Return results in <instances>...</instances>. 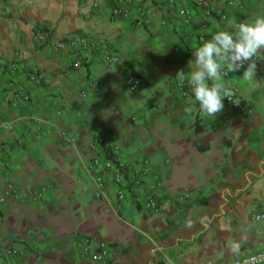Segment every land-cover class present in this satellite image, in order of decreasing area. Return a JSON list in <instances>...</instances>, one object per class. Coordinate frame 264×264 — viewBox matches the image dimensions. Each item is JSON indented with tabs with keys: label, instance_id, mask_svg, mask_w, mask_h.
Returning <instances> with one entry per match:
<instances>
[{
	"label": "crops",
	"instance_id": "obj_1",
	"mask_svg": "<svg viewBox=\"0 0 264 264\" xmlns=\"http://www.w3.org/2000/svg\"><path fill=\"white\" fill-rule=\"evenodd\" d=\"M208 1L223 20L194 0H143L141 15L131 6L118 17L109 0H0V192L11 188L0 203V264H227L230 242L245 241L240 256L264 243V216L255 219L264 215V59L254 58V90L240 79L246 65L226 78L250 114L188 112L192 97L175 85L199 45L232 31L228 20L264 15V0ZM67 39L81 45L53 46ZM102 51L119 63H103ZM131 76L141 79L134 91ZM113 146L127 173L146 169L133 187L123 178L121 200L110 173L91 166ZM97 175L105 197H95ZM99 242L103 263L93 259Z\"/></svg>",
	"mask_w": 264,
	"mask_h": 264
},
{
	"label": "clouds",
	"instance_id": "obj_2",
	"mask_svg": "<svg viewBox=\"0 0 264 264\" xmlns=\"http://www.w3.org/2000/svg\"><path fill=\"white\" fill-rule=\"evenodd\" d=\"M227 27L232 31L218 30L192 53L194 59L190 70H178L176 78L183 83L187 80L194 99H189L186 111L199 110L205 116L215 118L224 110V99L234 97L236 89L225 77L230 72L244 67L240 78L248 90L259 86L257 80V60L264 59V15L249 21L228 20ZM189 227L192 223L189 222ZM206 226V225H205ZM243 240L229 243L228 251L235 257L241 254ZM236 264H264V254L251 255Z\"/></svg>",
	"mask_w": 264,
	"mask_h": 264
},
{
	"label": "built area",
	"instance_id": "obj_3",
	"mask_svg": "<svg viewBox=\"0 0 264 264\" xmlns=\"http://www.w3.org/2000/svg\"><path fill=\"white\" fill-rule=\"evenodd\" d=\"M156 2H166L167 4H173L175 2H177V0H155ZM244 0H237L236 2L233 1H229L226 2V5L228 6H242V2ZM143 2V0H113V6L111 8V16L112 17H118V16H126L128 9L131 6L135 7V12H138L139 15H141V10L139 8V5ZM195 4L197 7L201 8L202 11L204 12L205 16H209V15H213L216 18H219L220 20H223L225 18L223 12L221 11V8L216 5L213 6V4L208 1V0H194ZM177 14L183 19L184 22H188L189 19V15H188V11L183 9V8H179L177 10ZM142 22H146V20H136L135 21V25L136 26H140L142 24ZM36 39L38 42L42 43L44 42V36L42 34V32L37 31L36 32ZM201 40V39H200ZM81 45V42L79 43V41L77 39H67L65 41H60V42H56L53 44V46L56 49H64V48H75L76 46ZM91 46V45H90ZM74 55V54H72ZM101 60L103 63L106 64H117L119 63V59L118 57L108 51H102L101 52V56H100ZM80 64V61L73 58L72 64L71 66L73 68H78ZM10 70L14 71L15 68L14 66L10 67ZM229 76V74H228ZM227 76V77H228ZM225 77V79L227 78ZM30 79H33V77L31 76ZM125 86L127 89L134 91L137 90L138 87L141 84V79L139 77H127L125 79L124 82ZM96 84L92 83L91 87L95 86ZM176 91L179 95H181L183 98H194L192 96V91L191 88L187 82V80H185L183 83H181L178 79L176 81ZM235 89L236 87L233 86ZM236 95L234 97L231 98V100L229 101L227 98L224 99L223 103L225 106H227L228 108H230L231 110L240 113V114H250L251 113V109L244 103V101L240 98L239 93L236 89ZM24 99H27V97H24ZM117 150L116 146H113L110 150L109 153L111 154V158L110 157H106L105 159H103V162L100 164L99 163V159L98 158H94L91 161V166L92 167H100L101 168V172L102 173H110L111 175V180H112V184L114 185L115 189V198L118 200H121L123 198V189L125 186L124 183V179L128 180V184H127V188L129 187H133L134 185H137L139 183L138 180V176L141 175L142 173L145 172V168H143L140 171L137 170H131L129 173H127L126 168L124 167V164L122 163V161L115 156V152ZM93 184L95 186V197L97 198H101V197H105L104 195V183L103 180L101 178V176L97 175L93 178ZM11 188L8 186L3 192H0V203L2 202L3 198L6 197L9 194V190ZM145 209L150 210V211H156L157 210V206L155 204V202L153 201V199L148 198L145 202L144 205ZM263 214L255 217V219H261L263 218ZM256 254H264V243H261L259 246V249L251 254L248 255H243V256H239L236 257L235 259H233L231 262L227 263V264H236L237 259H239L240 261H243L244 259L248 258L251 255H256ZM106 248L104 246V244L102 242H99L97 245V252L94 255L93 259L95 262H99V263H103L106 260Z\"/></svg>",
	"mask_w": 264,
	"mask_h": 264
},
{
	"label": "trees",
	"instance_id": "obj_4",
	"mask_svg": "<svg viewBox=\"0 0 264 264\" xmlns=\"http://www.w3.org/2000/svg\"><path fill=\"white\" fill-rule=\"evenodd\" d=\"M109 1H110V4L113 3V0H109ZM37 31H40V30H37ZM42 31H45V30L42 29ZM105 152H106L107 157H110V158L112 157L111 154L109 153V151L105 150Z\"/></svg>",
	"mask_w": 264,
	"mask_h": 264
}]
</instances>
